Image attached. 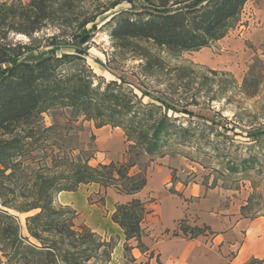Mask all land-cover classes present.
<instances>
[{
	"label": "trees",
	"instance_id": "obj_1",
	"mask_svg": "<svg viewBox=\"0 0 264 264\" xmlns=\"http://www.w3.org/2000/svg\"><path fill=\"white\" fill-rule=\"evenodd\" d=\"M247 1L113 0L90 12L78 11L83 9L81 0L0 3V256L5 264H108L116 241L85 225L75 226L78 213L59 204L57 195L89 184L136 195L147 183L144 170L131 172L138 158L160 151L169 140L186 142L188 129L177 124L179 118L158 111L163 105L171 110L167 103L159 107L143 103L115 81L104 88L100 82L93 86L95 75L82 64L84 50L57 55L61 47L70 46L68 39H90L97 18L125 2L129 10L112 15L107 22L112 23L111 37L117 47H137L136 42H142L178 56L223 39L238 24ZM55 24L59 32L46 39L48 50L30 60L39 49L34 35ZM14 35L29 41L14 42ZM146 60L148 71L162 70L154 58ZM57 107L79 112L95 121L96 128H121L128 143L125 161L91 166L90 158L52 150L56 143L47 145L52 128L43 125L42 115ZM49 149L44 157L37 156ZM38 157L49 162L32 168ZM146 205L133 198L115 206L111 220L123 231L125 252L131 239L144 250L140 239L144 235L141 223L149 212ZM30 212L22 225L19 215ZM178 230L195 238L206 228L185 225Z\"/></svg>",
	"mask_w": 264,
	"mask_h": 264
},
{
	"label": "rangeland",
	"instance_id": "obj_2",
	"mask_svg": "<svg viewBox=\"0 0 264 264\" xmlns=\"http://www.w3.org/2000/svg\"><path fill=\"white\" fill-rule=\"evenodd\" d=\"M12 1L15 0H0V3ZM28 1L21 0L22 3ZM112 1L81 0L79 7L83 9L77 10L90 12ZM263 5V0H249L238 24L223 39L208 49L173 56L142 42H136L137 47L133 44L126 49L117 47L111 37L112 23L107 22L112 15L129 10V5L122 2L97 18L90 39L84 42L68 39L70 46L57 51L60 55L84 50L82 64L95 75L93 86L100 82L104 88L105 84L115 81L133 91L143 103L158 107L167 103L171 110L163 105L158 111L179 118L177 124L188 129L185 143L169 140L153 155L142 154L137 166L131 169L132 173L144 170L147 175L150 167L158 164L160 159L176 160L173 183H194L221 192L223 206L249 219L264 216ZM53 26L44 27L34 35L39 49L28 57L30 60L48 50L44 47L46 39L59 32L56 29L58 24ZM11 38L14 42L29 41L24 35ZM141 54H146V58ZM149 58L161 64L159 73L155 68L151 72L146 69V59ZM183 108L187 111L184 112ZM42 122L45 127L52 128V139L47 144L56 143L52 150L90 158L91 166L111 161L124 162L126 159L128 143L121 128L110 125L96 128L95 121L68 107L49 110L42 115ZM106 136L111 140L108 143L104 141ZM50 150L38 152L37 156L42 158ZM39 157L32 168H42L43 163L49 162ZM100 190L107 191L102 187ZM78 196L77 201L80 199ZM87 199L89 203L96 200L100 206L104 202L100 193ZM69 207L73 209V206ZM32 213L19 215L22 225L24 218ZM104 215L101 209L99 218ZM74 224L87 226L86 210L78 213ZM185 225H188L186 219L179 220L177 230ZM178 234L183 235L181 231ZM0 264H5L1 256Z\"/></svg>",
	"mask_w": 264,
	"mask_h": 264
},
{
	"label": "crops",
	"instance_id": "obj_3",
	"mask_svg": "<svg viewBox=\"0 0 264 264\" xmlns=\"http://www.w3.org/2000/svg\"><path fill=\"white\" fill-rule=\"evenodd\" d=\"M104 141L111 140L106 136ZM175 168L176 160L160 159L147 172L146 186L133 196L113 189L101 191L97 184H89L76 192L59 193L57 201L73 206L78 213L86 210L87 226L93 232L107 239L116 238L108 264H264V216L244 218L222 205L221 192L194 183H173ZM99 193L104 197L101 206L96 200L88 202V197ZM133 198L146 202L149 211L141 223L144 250L131 239L130 250L125 252L123 231L112 222L111 215L117 204H126ZM101 209L105 215L99 218ZM181 219H186L191 227L206 228L205 233L195 238L173 236L179 231L177 222Z\"/></svg>",
	"mask_w": 264,
	"mask_h": 264
},
{
	"label": "bare ground",
	"instance_id": "obj_4",
	"mask_svg": "<svg viewBox=\"0 0 264 264\" xmlns=\"http://www.w3.org/2000/svg\"><path fill=\"white\" fill-rule=\"evenodd\" d=\"M203 49H205V48H203ZM203 49H201V50H203Z\"/></svg>",
	"mask_w": 264,
	"mask_h": 264
}]
</instances>
